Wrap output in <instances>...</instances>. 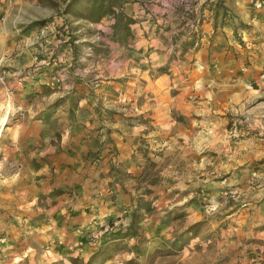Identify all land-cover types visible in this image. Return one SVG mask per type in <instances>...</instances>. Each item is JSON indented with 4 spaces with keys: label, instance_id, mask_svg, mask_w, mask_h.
<instances>
[{
    "label": "rangeland",
    "instance_id": "1",
    "mask_svg": "<svg viewBox=\"0 0 264 264\" xmlns=\"http://www.w3.org/2000/svg\"><path fill=\"white\" fill-rule=\"evenodd\" d=\"M73 2L0 0V264H264V0L259 8L252 0H117L97 22L89 0L76 6L81 16L70 12ZM181 26L191 55L201 42L211 49L208 74L211 56L237 72L210 112L222 124L212 117L200 127V154L180 140L166 153L153 134L80 122L95 96L75 84L94 87L101 66L115 71L124 61L129 71L145 61L137 31L163 41L164 28ZM131 97L106 100L102 119L150 129L148 118L128 115ZM121 140L130 148L119 149ZM105 168L111 182L102 181ZM79 183L89 197L109 187L112 201L121 185L120 215L100 216L92 198L73 192Z\"/></svg>",
    "mask_w": 264,
    "mask_h": 264
},
{
    "label": "crops",
    "instance_id": "2",
    "mask_svg": "<svg viewBox=\"0 0 264 264\" xmlns=\"http://www.w3.org/2000/svg\"><path fill=\"white\" fill-rule=\"evenodd\" d=\"M239 12L242 13V10L239 9ZM164 29L166 31V39L163 41H160L158 39L159 37L156 38L153 32L149 34L148 38L142 37L141 30H139V32L137 31L138 33L136 32L139 44L137 49L139 48L140 52L136 53L137 56L144 57L145 61L140 60L137 66L131 65L129 71V66L122 68L121 64L124 61L119 63L117 70L115 71H110L108 68L101 66L102 69L97 72L98 76H95V79L93 78L95 83L94 87L87 85L83 87L78 83L75 84V89L77 91H89L91 95L95 96V102H91V100L89 104L84 102L86 103L85 105H87L85 111L87 113L85 116L87 117V120H81L80 122L89 126L91 129H98L101 127L102 130L103 127H110V125L116 128L120 126L123 129L122 135L125 133L140 134L142 136L153 134L159 141L168 144L164 150L166 153L170 151L169 146H176L175 144L180 140L179 143L183 145L184 143H191L192 148H197L196 150L198 154H200L201 150L206 148V143L200 135V132L205 131L204 128L201 130L200 127L203 123H206V120H211L212 117L220 118L221 121L217 123L222 124L223 117L211 116L212 113L210 112L216 111L213 109H215V104H220L218 101L220 95L233 91L232 87L237 85V80L233 79V77H235L237 72L227 68V63L219 61L218 59L215 60V58L211 56L210 60L215 63V69L211 74H208V71L204 69L207 64V53L208 51H211L208 45L201 42L199 47L192 51L191 55V50L188 49L190 46L188 47L186 44H183L184 39L188 41V39L184 38L183 26L180 28L170 27ZM155 30L160 31L161 29L158 26H155V28H152V31ZM215 38L212 39L213 41L210 43L211 45H216L217 42L214 40ZM169 61H171V63ZM143 63L145 64L142 65ZM163 66L164 68H162ZM166 66L167 68H165ZM161 70H163L162 72L164 73H161ZM150 73L155 75H150ZM62 88H65V86ZM72 94H77V92L73 91ZM127 95H132L130 99L133 100V108L131 107L132 110H129V112L133 113H129L128 115L138 116L139 119L141 117L148 118L147 123L150 124L149 127L151 130L147 129L143 124H138L139 127L131 128L137 130V132H134L133 130H125V121L121 116H119L120 120H116V122L113 123H109L102 119L105 118L108 113L105 112L108 107L104 106L106 100L107 102H112L110 101L112 98L118 102L121 101L124 103L126 100L129 101ZM201 103H206L209 106H199ZM173 111L181 116L180 121H177L173 117ZM206 113L210 114L205 116ZM99 117L100 120H98ZM48 122H50L49 119H45L39 123L47 124ZM71 126L72 124L68 127L70 128ZM120 127L118 128L120 129ZM25 129L26 126L22 127L23 132ZM97 132L98 131L96 130L94 134ZM27 134L23 135L21 133V137H25ZM113 134L116 135L117 133L113 131L112 135ZM19 135L20 133H18V136ZM125 136L120 137L124 138ZM102 138H104V136ZM209 140L210 142H213V138H210ZM125 143L127 142H123L122 140L120 143L116 141V146L121 150L130 148V144L126 147L124 146ZM217 144L221 145V149L225 148L226 151L227 145L229 149L231 148L230 145H232L230 140H225L223 137ZM183 145L181 147L185 150L186 147H183ZM125 153L121 152L118 154V157H129V153H127V155ZM50 157L58 159L55 155H50ZM63 157L64 159H72L74 156H72L71 153H65L63 154ZM104 157V160L107 159L108 161L110 159L109 155ZM120 160L122 159H118V161ZM171 164L172 163L169 162L167 167H170ZM91 170L92 173H89L88 176L94 173L93 167ZM103 170L105 171L102 181L107 180V182H111L110 177L106 176L108 168ZM91 178L92 177L90 176L88 179ZM115 185L117 187L115 189L116 193L115 197L113 196V201L109 199L110 193H106V191L109 190V187L106 188V186L103 187L106 189H102V192L103 190L105 191V193L102 194V198L98 197L97 194L89 197L88 188L90 186L88 184L83 185V183H79L77 186L78 189H74L73 192L79 197L83 195L85 197L86 195L88 199L92 198L91 205H96V211L98 213L100 212V216L104 219L108 220L112 217L117 218L120 215V210L125 207L123 200L125 197L120 193L121 185L118 183H115ZM111 187L114 186L111 185ZM91 192L94 193L95 189L92 188Z\"/></svg>",
    "mask_w": 264,
    "mask_h": 264
},
{
    "label": "trees",
    "instance_id": "3",
    "mask_svg": "<svg viewBox=\"0 0 264 264\" xmlns=\"http://www.w3.org/2000/svg\"><path fill=\"white\" fill-rule=\"evenodd\" d=\"M115 1H117V0H115ZM80 2H81V0H74V2H73L74 7L71 8L70 12H72L73 14L78 13V15L81 16V12H79L76 8V6H78L80 4ZM89 2L92 4L93 7L88 12L87 15L89 16V19H91L92 22H97L101 18H103L105 15L113 13L112 4L114 2H112V0H110V2H108L109 4L107 6H104L103 0H89ZM131 22H132L131 20H127V21L124 20V22L122 21V28L121 29L128 31V26H129V24H131Z\"/></svg>",
    "mask_w": 264,
    "mask_h": 264
},
{
    "label": "built area",
    "instance_id": "4",
    "mask_svg": "<svg viewBox=\"0 0 264 264\" xmlns=\"http://www.w3.org/2000/svg\"><path fill=\"white\" fill-rule=\"evenodd\" d=\"M254 2L255 7L259 8L262 5L260 0H252ZM189 9L186 10V16L188 15ZM172 49V48H171Z\"/></svg>",
    "mask_w": 264,
    "mask_h": 264
}]
</instances>
